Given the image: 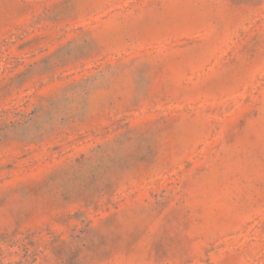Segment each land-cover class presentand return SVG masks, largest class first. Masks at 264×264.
<instances>
[{
	"label": "rangeland",
	"instance_id": "rangeland-1",
	"mask_svg": "<svg viewBox=\"0 0 264 264\" xmlns=\"http://www.w3.org/2000/svg\"><path fill=\"white\" fill-rule=\"evenodd\" d=\"M0 264H264V0H0Z\"/></svg>",
	"mask_w": 264,
	"mask_h": 264
}]
</instances>
